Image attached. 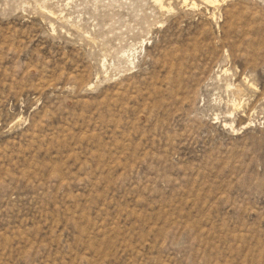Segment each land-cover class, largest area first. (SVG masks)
Masks as SVG:
<instances>
[{
  "label": "rangeland",
  "instance_id": "obj_1",
  "mask_svg": "<svg viewBox=\"0 0 264 264\" xmlns=\"http://www.w3.org/2000/svg\"><path fill=\"white\" fill-rule=\"evenodd\" d=\"M0 264H264V0H0Z\"/></svg>",
  "mask_w": 264,
  "mask_h": 264
},
{
  "label": "bare ground",
  "instance_id": "obj_2",
  "mask_svg": "<svg viewBox=\"0 0 264 264\" xmlns=\"http://www.w3.org/2000/svg\"><path fill=\"white\" fill-rule=\"evenodd\" d=\"M157 1V0H156ZM160 0H158V2H159ZM208 1H210V0H208ZM160 3H162V1L160 2Z\"/></svg>",
  "mask_w": 264,
  "mask_h": 264
}]
</instances>
